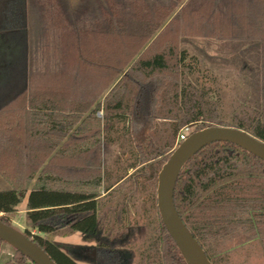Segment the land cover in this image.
I'll list each match as a JSON object with an SVG mask.
<instances>
[{
    "label": "trees",
    "instance_id": "trees-1",
    "mask_svg": "<svg viewBox=\"0 0 264 264\" xmlns=\"http://www.w3.org/2000/svg\"><path fill=\"white\" fill-rule=\"evenodd\" d=\"M179 1L7 4L3 45L21 49L26 68L0 82L9 81L0 92V180L6 185L0 222L13 228L16 208L26 200L21 234L55 264H78L53 242L73 233L95 242L91 264H186L162 223L155 191L178 134L185 127L193 133L228 127L264 143V0L186 5L162 27ZM189 13L196 23L184 20ZM92 19L98 25L86 28ZM189 35L259 45L252 106L224 119L215 85L198 80L180 47ZM119 140L126 165L117 161L111 173L104 156ZM143 194L153 216L147 244L136 253L122 251L112 238L121 231L127 201ZM173 203L210 264H229L238 250L228 245L236 240L240 250L257 242L264 253V162L239 147L217 142L196 153L177 177ZM9 248L14 256L4 264H33Z\"/></svg>",
    "mask_w": 264,
    "mask_h": 264
},
{
    "label": "rangeland",
    "instance_id": "rangeland-1",
    "mask_svg": "<svg viewBox=\"0 0 264 264\" xmlns=\"http://www.w3.org/2000/svg\"><path fill=\"white\" fill-rule=\"evenodd\" d=\"M11 0H0V82L9 76L12 71L23 73L26 65L21 61L23 52L21 49H7L3 45L6 40L5 28L6 23V7ZM209 0H181L177 3V8L173 11L170 17L162 24L165 27L168 23H172L177 17V13L183 6L191 7V10L197 9L198 4H204ZM207 12V8L203 9ZM185 21H197L194 13H189L184 18ZM86 28H92L98 25V22L88 20L85 22ZM196 23V22H195ZM162 27L159 29L161 31ZM177 29V23L173 27ZM158 31V32H159ZM181 49L187 51L189 55L188 64L193 68L195 76L200 82H208L215 85L221 100V110L224 119L230 120L234 110L243 106H252L258 97V79H259V45L253 42L214 39L201 36L189 35L181 40ZM11 48V47H9ZM11 50V51H10ZM21 52V59L19 58ZM32 57L37 56L32 50ZM36 67L42 65L35 63ZM16 79L14 76L13 80ZM9 81L0 85V92L6 90ZM11 83V82H10ZM191 132H194V127H190ZM116 138V137H113ZM176 145V143H175ZM175 149V146H174ZM124 147L121 140L113 145L109 154L104 156L105 164L111 173H117L118 166L116 162L124 163L126 156H123ZM46 163V162H45ZM129 174L132 172L129 171ZM6 187L5 183L0 180V188ZM157 189V185H156ZM156 191V190H155ZM103 196V190H100ZM145 194L136 195L139 201L133 198L126 203V218L121 227V231L117 234L116 243L122 251H141L147 244V239L151 233L150 223L151 216L149 205L146 202ZM128 200V199H127ZM26 200L16 208V217L12 219L13 228L22 233L27 225L25 223ZM53 242L67 251L78 264H91L92 253L94 258L96 252L94 250L95 242L79 233H73L67 236H57L53 238ZM242 243L241 240H236L228 245V248L237 249L229 257V264H264V253L262 247L257 242L249 243L246 249H239ZM14 256L13 251L6 245H0V264L8 261Z\"/></svg>",
    "mask_w": 264,
    "mask_h": 264
},
{
    "label": "water",
    "instance_id": "water-1",
    "mask_svg": "<svg viewBox=\"0 0 264 264\" xmlns=\"http://www.w3.org/2000/svg\"><path fill=\"white\" fill-rule=\"evenodd\" d=\"M217 142L233 144L264 162V143L250 134L228 128L211 127L192 133L176 147L157 176V207L162 223L186 264H210L204 251L179 218L173 203L177 177L184 165L201 149ZM0 241L33 264H55L23 234L0 222ZM94 257V253H92Z\"/></svg>",
    "mask_w": 264,
    "mask_h": 264
},
{
    "label": "built area",
    "instance_id": "built-area-1",
    "mask_svg": "<svg viewBox=\"0 0 264 264\" xmlns=\"http://www.w3.org/2000/svg\"><path fill=\"white\" fill-rule=\"evenodd\" d=\"M191 135L190 127L183 128L178 134L175 148L179 146L183 141H185Z\"/></svg>",
    "mask_w": 264,
    "mask_h": 264
},
{
    "label": "flooded vegetation",
    "instance_id": "flooded-vegetation-1",
    "mask_svg": "<svg viewBox=\"0 0 264 264\" xmlns=\"http://www.w3.org/2000/svg\"><path fill=\"white\" fill-rule=\"evenodd\" d=\"M91 258H92V259H94V257H93V256H92Z\"/></svg>",
    "mask_w": 264,
    "mask_h": 264
}]
</instances>
